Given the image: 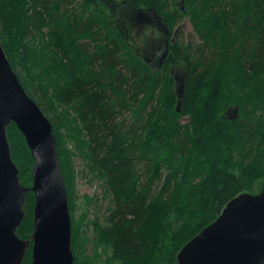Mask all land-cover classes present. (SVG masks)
Instances as JSON below:
<instances>
[{"label": "trees", "instance_id": "1", "mask_svg": "<svg viewBox=\"0 0 264 264\" xmlns=\"http://www.w3.org/2000/svg\"><path fill=\"white\" fill-rule=\"evenodd\" d=\"M180 1L83 0L90 13L78 18L60 11L74 0H0V41L13 71L21 55L31 56V35L48 36L45 59L65 80L60 100L77 113L49 118L47 102L37 103L56 139L73 264H89L71 216L77 153L113 196L106 226L91 225L115 264H177L178 252L228 202L255 194L264 180V0H184L183 10ZM185 18L195 48L179 42L182 31L172 41ZM165 51L162 66L152 68L146 56L158 63ZM176 68L184 84L180 113ZM233 109L238 117L229 120ZM7 139L21 184L30 187L33 159L14 124ZM34 201L29 192L17 231L23 240L32 234ZM30 262L31 249L22 264Z\"/></svg>", "mask_w": 264, "mask_h": 264}, {"label": "water", "instance_id": "2", "mask_svg": "<svg viewBox=\"0 0 264 264\" xmlns=\"http://www.w3.org/2000/svg\"><path fill=\"white\" fill-rule=\"evenodd\" d=\"M184 0L180 1L183 10ZM182 26L176 29L172 41ZM162 52L157 67L166 57ZM176 89L181 112L183 80ZM229 120L238 110L229 112ZM14 124L33 159L32 185L25 187L12 160L7 128ZM34 195L31 236L17 231L25 218L27 194ZM71 218L67 191L50 121L19 82L0 41V264H22L31 249L30 264H73ZM177 264H264V184L256 194L232 199L220 215L188 241L176 256Z\"/></svg>", "mask_w": 264, "mask_h": 264}, {"label": "rangeland", "instance_id": "3", "mask_svg": "<svg viewBox=\"0 0 264 264\" xmlns=\"http://www.w3.org/2000/svg\"><path fill=\"white\" fill-rule=\"evenodd\" d=\"M82 2L83 0H74L73 3L69 4L65 2L62 4L60 11L62 13L66 12V14H72L78 18H86L90 11L82 6ZM144 21L146 19L141 18L138 19L137 23L140 25ZM180 25L182 26V32L180 33L179 42L184 45L190 44L192 48H195L199 44V41L192 31L188 19L185 18ZM138 29L137 26L135 31ZM43 32L46 33V30H43ZM48 38V36L42 37V35L40 36L36 33L31 35L29 41L33 52L30 54V57H27L25 54L19 57L14 72L19 82L26 84L28 92L22 87L28 95L31 94L33 96V99H31L36 104L38 102H47V107L43 106L49 118L54 117L55 114L62 115L67 112L70 115V119H75L77 118V113L72 109L71 104H64L59 97L60 91L65 88V80L64 78H59L58 72L53 71L49 62L45 59V56L47 58L50 57V53L46 47ZM149 59L153 58L146 56V60L150 63L149 65L152 68H156L157 63L153 62L156 59ZM25 68L31 70L30 72L35 78V81L31 79ZM174 74L180 80L183 76L182 69L176 68ZM39 86L46 92V99L43 98L42 90L39 89ZM127 115L130 114L128 113ZM186 121L187 119L183 118L181 123H185ZM65 147L75 152L74 144L67 139L65 140ZM70 161L73 169L72 192L74 196L72 201L74 207L72 208L71 216L73 221L80 224L81 239L83 241L81 257H87L86 261L89 264H115V262L110 260V250L104 246L96 245V233L91 225L93 222H96L102 227L106 226V220L111 212L110 210L114 208L113 196L106 186L103 175L91 165L85 153L75 154L70 158ZM162 174L165 176L166 172L162 171ZM263 183L264 180L258 181L254 186L253 193H258ZM156 185L159 186L158 183Z\"/></svg>", "mask_w": 264, "mask_h": 264}]
</instances>
